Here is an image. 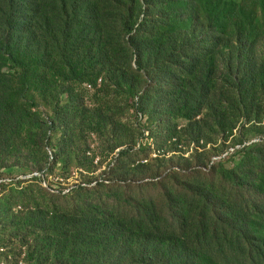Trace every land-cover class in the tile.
Returning <instances> with one entry per match:
<instances>
[{"label": "trees", "instance_id": "obj_1", "mask_svg": "<svg viewBox=\"0 0 264 264\" xmlns=\"http://www.w3.org/2000/svg\"><path fill=\"white\" fill-rule=\"evenodd\" d=\"M57 82L59 127L32 96ZM80 86L98 106L79 102ZM114 86L168 140L206 146L219 131L234 145L246 124L264 132V0H0V177L8 165L43 170L50 131H64L67 166L68 133L106 123ZM133 141L115 136L114 175L150 165ZM230 158L97 194L106 183L62 194L38 176L5 181L0 239L14 246L3 254L13 264H264V138Z\"/></svg>", "mask_w": 264, "mask_h": 264}, {"label": "rangeland", "instance_id": "obj_2", "mask_svg": "<svg viewBox=\"0 0 264 264\" xmlns=\"http://www.w3.org/2000/svg\"><path fill=\"white\" fill-rule=\"evenodd\" d=\"M112 83L115 85L114 81ZM61 85L60 82H57L50 90L44 93L36 91L32 93L36 103L33 111L37 112L41 118L50 119L58 127L60 124L54 120V108L59 106L58 108L61 109L64 100H66L58 98L57 92L60 90ZM115 88L116 86L113 87V95H111L109 102L104 107L108 112L104 117L106 122L104 125L100 127L95 123L76 121V129L68 133L69 135L66 139H69L67 141L69 152H74L67 157V166L63 162L65 155L62 157L58 151L62 147L59 141L64 131L57 130L54 134L50 131V137L44 143L45 152L49 155V162L43 167V170L39 171L38 168H35L32 173L26 175L17 171L18 169L12 167V165H8V167L2 169L0 184L5 181H27L34 176H38L41 177L40 184L42 186L56 193L69 194L80 184L93 188L97 182L106 183V186L97 190V194L108 192L112 187L118 189L119 183L124 181L123 179L127 180L126 182L132 180L133 184L136 185L135 187H137L147 181L154 180L157 182L161 177L167 176L173 171L183 170L184 172L185 170L190 172L192 169L209 171L215 162L221 159H231L230 157L237 150L264 138V132L250 123L246 124L247 128L243 130V141L234 145L232 141H228L223 145L222 134L219 131L209 135L213 142L206 146H203L202 143L198 145L188 140L191 135H188L187 138L168 140L161 126L153 127L154 132L146 129L148 124L149 126L153 125L152 122L146 123V117L137 109L135 100L137 101L138 97L127 100L118 92L115 94ZM94 92H89L84 86H80L79 102H84L89 107H93V104L98 106L100 97H96ZM152 121H155L154 117ZM178 122L181 126L186 123L182 119H179ZM143 132L144 134H142ZM119 134H121L122 140L132 141L134 139L133 157L137 161L139 160L138 162L150 164L149 166L138 168V162L136 161V169L130 166L123 173L113 174V167L117 163L118 150L120 148L112 150V147L115 136ZM144 145L146 150L138 152V148ZM124 147L122 146L121 148ZM21 157L23 161L28 159L27 155ZM226 163L229 164V161L227 160ZM154 173H158L159 176H153ZM27 183L24 182L22 185ZM1 191L2 187H0V193ZM122 192L123 198H129L132 191L126 187ZM130 198L133 197L130 195ZM130 205H132V202L129 203ZM20 209L22 208L17 207V210ZM1 222L2 219L0 217V224ZM5 238L7 239L5 241L0 239L1 246L2 244L6 245L4 248L0 247V253H2L4 261L2 264H13L11 262L13 261V256H6L3 252L6 250L10 251L14 244L7 243L9 240L8 234L5 235ZM22 258L23 256L20 257L21 260Z\"/></svg>", "mask_w": 264, "mask_h": 264}, {"label": "built area", "instance_id": "obj_3", "mask_svg": "<svg viewBox=\"0 0 264 264\" xmlns=\"http://www.w3.org/2000/svg\"><path fill=\"white\" fill-rule=\"evenodd\" d=\"M89 88H91V84H89Z\"/></svg>", "mask_w": 264, "mask_h": 264}]
</instances>
